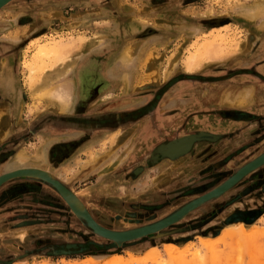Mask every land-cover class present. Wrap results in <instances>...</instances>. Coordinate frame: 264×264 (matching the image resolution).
<instances>
[{
	"label": "rangeland",
	"instance_id": "1",
	"mask_svg": "<svg viewBox=\"0 0 264 264\" xmlns=\"http://www.w3.org/2000/svg\"><path fill=\"white\" fill-rule=\"evenodd\" d=\"M140 1L110 0L102 9L105 15L98 16L96 5L88 7L87 0H24L0 14L5 23L0 27V175L17 168L49 173L81 199L99 226L112 232L170 217L264 153V14L252 21L236 16L239 5L254 6L260 0H143L139 7ZM138 9L143 11L139 15ZM135 15L144 22L137 23L136 16L134 26L129 24ZM214 15L227 23L197 36L194 30ZM76 21L91 30L87 37L92 39L94 27L95 34L106 29V35H113L102 38L109 47L76 48L67 63L41 73L34 83L24 65L40 44L76 35L69 33ZM43 31L53 36L34 38ZM126 32H133L131 38ZM214 40L225 44L222 52L205 54L197 67L189 68L196 48ZM138 42L144 45L133 49L131 44ZM124 54L130 57L122 62L124 81L119 82L112 67ZM83 60L60 78L71 81L73 90L66 112L57 113L32 96L31 86L39 88L47 75ZM6 79L13 85L8 96L2 93ZM246 87L254 94L247 100L237 95L232 103L230 93ZM225 95L230 99L219 101ZM3 105L8 111L1 110ZM201 133L218 138L197 141L178 157L154 158L159 145ZM203 142L210 148L199 153ZM20 152L28 159L12 165ZM40 155L41 160L33 161ZM4 189L0 264H109L117 257L130 264H176L165 253L172 245L184 254L185 264H264V165L168 227L108 248L97 245L114 242L84 225L49 187L19 178ZM240 223L248 239L240 244L223 240L224 232ZM70 244L87 245V250L66 254L62 249ZM153 249L162 254L158 261L151 259Z\"/></svg>",
	"mask_w": 264,
	"mask_h": 264
},
{
	"label": "bare ground",
	"instance_id": "2",
	"mask_svg": "<svg viewBox=\"0 0 264 264\" xmlns=\"http://www.w3.org/2000/svg\"><path fill=\"white\" fill-rule=\"evenodd\" d=\"M24 0H6L5 3H3L1 6H0V14H2V12H5L6 10H9L11 9L13 6H16L17 4H22ZM80 2L83 1V0H79ZM96 1V2H95ZM110 0H87V6L88 7H93L95 6V10H96V13L95 15H98V16H102V15H105L104 12H103V7L105 6L106 7V4L105 2H108ZM95 2V3H93ZM118 2V1H117ZM117 2H115L114 4H116ZM143 0H141L140 2H138V6L140 7L141 4H144L142 3ZM150 2V1H149ZM121 3V1H120ZM120 3H117L121 6ZM242 3V2H241ZM112 4V2L110 3ZM137 4V3H136ZM129 6L132 8L131 5H122L121 7L124 8V9H130ZM21 7V6H20ZM136 7V6H135ZM134 7V8H135ZM112 8V7H111ZM137 8V7H136ZM163 8V7H162ZM165 8V7H164ZM21 9V8H20ZM114 9V8H113ZM211 9V8H210ZM19 10V9H18ZM109 10V9H108ZM117 10V9H116ZM131 10V9H130ZM160 10V9H159ZM163 10V9H162ZM133 11V10H132ZM155 11V10H154ZM211 11V10H210ZM237 13H236V16L243 19V20H254L256 17H260L262 14H264V0H260V1H257L255 2L254 6H241L239 5V7L237 8ZM141 12L140 9L137 10V12L135 14L139 15ZM213 10L209 13H212ZM94 13V12H93ZM124 13V12H123ZM208 13V14H209ZM118 14V13H117ZM17 15V14H16ZM137 15L133 16L132 18V21L129 19L128 20V23L133 25L134 26V17H136ZM211 15V14H209ZM122 16V15H121ZM141 16V15H140ZM139 16V17H140ZM220 16V15H219ZM157 17V16H156ZM155 17V18H156ZM4 17L1 15L0 17V27H1V24L4 23V20L3 19ZM113 18V17H112ZM159 18V17H157ZM90 19V18H89ZM116 20V19H115ZM119 20V19H118ZM145 19L143 18H139L138 19V16H137V23L139 24H142L144 22ZM156 20H159V19H155ZM205 20V19H204ZM228 20H224L223 17H217V16H213L211 17L210 19H207L206 21H203L202 24H200V28H196L194 30V33H196L197 36H201V34L203 35L204 31H211L213 32L214 28L215 27H221L223 25H225L227 23ZM8 22V21H7ZM77 23H74V26H73V30L72 31H69V33H72L74 32V34L76 32L80 34H83L82 36H78V33L76 35H73L72 38H70L68 41H58L56 43H53V44H48V43H43V44H40L37 48V51L34 55V58L33 60L31 61V63H27L26 66L28 70H30L31 72V79L34 83H38L40 81V77H41V73L45 72L46 70H50L52 68H55V66L57 64H65L67 63L68 59L71 57V54L72 52H74V50L76 48H82V50L85 49V51L87 49H90V50H95V49H101L104 47L105 43H103L102 41V38H104L103 36L107 34V32L105 30H101L100 32L96 33L93 31V37L94 39L90 38V37H87L88 35V27L82 25L80 22L76 21ZM106 22V21H105ZM10 23V22H9ZM97 23V22H96ZM113 24V23H112ZM120 24V23H119ZM162 25V23H161ZM10 26V25H9ZM182 26V25H181ZM5 27V23H4V26ZM75 27V28H74ZM98 27V26H97ZM123 27V26H122ZM131 27V26H130ZM164 27V26H163ZM8 28V27H7ZM91 28V27H90ZM92 29V28H91ZM136 28L133 29V32H135ZM82 30V31H81ZM91 31V30H90ZM108 31V30H107ZM127 31H130V29H127ZM219 31V30H218ZM40 32V31H39ZM133 32L128 34L127 32V36L129 38H131L130 36L133 35ZM68 33V32H66ZM53 32H42L40 34H38V36H34V38H39V37H43V38H50L52 37L53 35ZM199 34V35H198ZM115 35V34H114ZM118 36V35H117ZM115 36V37H117ZM7 37V36H6ZM121 37V36H120ZM156 37V36H155ZM208 37V36H207ZM119 38V36L117 37ZM128 38V39H129ZM3 39V38H2ZM12 39H15V37H13ZM89 39V40H88ZM127 39V38H126ZM262 39V38H261ZM260 39V40H261ZM90 40H94V41H90ZM34 42H36V39L33 40ZM32 41V42H33ZM44 41V40H43ZM41 42V41H40ZM39 42V43H40ZM3 43V42H2ZM13 43V42H12ZM230 43V41H229ZM228 43V44H229ZM17 44V43H16ZM130 44V43H129ZM197 44V43H196ZM227 44V45H228ZM8 46L10 44H7ZM27 45V44H26ZM142 42H138V43H132L131 44V47L133 49H138L136 47H142ZM166 47H168L167 44H164ZM126 46V45H125ZM225 44L222 43H218L217 41H206L205 43L201 44L200 46H198L194 52V54H192L188 61V67L191 68V67H197V64L199 63L200 59L202 58L203 55H216V54H219L222 52L223 48H224ZM130 47V46H128ZM130 47V48H131ZM238 47V46H237ZM237 47H235L234 49H236ZM5 48V47H4ZM4 48L2 50H4ZM129 48V49H130ZM194 48V47H193ZM6 49V48H5ZM79 50V49H77ZM237 50V49H236ZM239 50V49H238ZM76 51V50H75ZM88 51V50H87ZM131 51V50H130ZM91 53V51H89ZM96 52V51H95ZM134 52V51H133ZM131 54L135 56V53ZM129 54H124L121 58H119L120 60L119 61H122V62H126V59L125 58H129L130 56H128ZM10 56V55H9ZM79 56V55H78ZM2 58V57H1ZM5 59V58H4ZM3 60V59H2ZM47 61H50V63H48ZM208 61V60H207ZM211 61V60H210ZM86 61H81V63H78V61H74L72 62L70 65H68L65 70H63V72L61 73H54V74H49L47 75L46 77H44L43 79V85L39 88H36V87H32V96L33 97H36L37 99H39L40 101H46L48 103H50L52 106H53V109L57 112V113H64L68 110L70 104H71V100H72V85H71V81H64V80H61L60 81V78L62 76H67L70 72L73 71V68H76L77 64H85ZM131 62H129L130 64ZM117 64V63H116ZM203 64V63H201ZM1 65V64H0ZM98 65V64H97ZM1 67V66H0ZM199 68V67H198ZM9 69V68H8ZM171 69V68H170ZM7 70V69H6ZM189 71V70H188ZM191 71V70H190ZM1 74V73H0ZM166 74V72H165ZM264 74V73H263ZM93 75V74H92ZM95 75V74H94ZM88 76V75H87ZM7 77V76H6ZM30 77V75H29ZM8 78V77H7ZM59 80V82H57ZM56 82V83H55ZM96 82V81H95ZM94 82V83H95ZM100 82V81H99ZM251 84V83H250ZM261 84V83H260ZM35 85V84H33ZM3 86V85H2ZM252 87V86H251ZM30 88V89H31ZM1 89V88H0ZM4 89V87H3ZM13 90V85H12V82L10 81V79H6V84H5V92H2V93H5L6 96H8V94L10 93V91ZM254 94V91L252 88L250 87H246V88H243L241 89L240 91H238L237 93L233 92V93H230V96L232 95L233 98L231 100V102L233 103L235 98L237 99L238 97H241L243 99H249L251 97V94ZM235 94V95H234ZM238 97H235L237 96ZM264 95V94H263ZM253 96V95H252ZM4 98V95L1 96ZM230 98H229V95H225V97L222 98V100L220 99L219 101H228ZM4 101L7 99L4 98L3 99ZM37 100V102L39 101ZM245 100V101H246ZM3 101V102H4ZM224 101V102H225ZM200 102V101H199ZM1 104H4V103H1ZM8 108L9 106L7 107L6 105H3L1 106V110H4V111H8ZM8 113V112H7ZM92 122V121H91ZM195 139V136H185L184 138H181V139H178V140H175L173 142H170L167 146L165 147H162V148H159V153L161 154H165V155H169V156H175V155H179V154H182V153H185L187 150L190 149L191 145H192V142L193 140ZM259 151V150H257ZM46 152V151H45ZM41 153V152H40ZM37 154V153H36ZM42 154V153H41ZM35 156V155H34ZM36 157V156H35ZM28 158L23 154L21 153L14 161L13 163H11L12 165H16V166H20L22 163H24ZM246 159V158H245ZM31 160V159H30ZM38 160V157L37 159L34 158L33 161H36ZM41 160V159H40ZM11 167V166H10ZM12 168V167H11ZM7 169V168H6ZM10 169V168H9ZM20 170L17 169H14V170H11V171H8L6 172L3 176L4 179H11L12 177L16 176V175H20V173H26L27 172H24V170L21 169L22 172H19ZM236 171H237V168H236ZM233 172V171H232ZM251 173V172H250ZM171 174V173H170ZM29 175V174H28ZM231 176V175H230ZM217 188V187H216ZM231 189V188H230ZM9 191V190H8ZM7 192V187L4 189V192L3 194H6ZM72 192V191H71ZM73 193V192H72ZM74 194V193H73ZM75 195V194H74ZM76 198L81 201L80 198H78L76 196ZM198 199V198H197ZM71 201V200H70ZM78 201H76V199H74V197H72V201L71 203L72 204H75L77 203ZM123 220V219H122ZM122 220L119 219V226L125 228L124 226V223H122ZM127 223L129 222V220L127 219L126 220ZM125 222V221H124ZM133 223V222H132ZM136 224V223H135ZM124 225V226H122ZM132 225V224H131ZM130 225V226H131ZM142 228V227H141ZM127 231V230H126ZM248 234L246 232V229H245V226L240 223L239 224V227H237L236 229L233 228L232 230H227L226 232H224L223 234V240H227V239H235L236 242H239V244L241 242H243V240L245 239H248ZM205 241V240H204ZM253 246V245H252ZM254 247V246H253ZM154 252L152 253L151 255V259H154L156 261H158V259L161 258V253L159 251H156V249H153ZM166 255H168L169 257H173L175 258L174 261L176 264H185V261H184V254L180 253L178 251V247L175 246V245H172V246H167V249H166ZM181 256H178L180 255ZM176 255V257L174 256ZM150 258V257H149ZM215 258V257H214ZM213 258V259H214ZM13 261V260H12ZM217 262V260H215ZM223 261V260H222ZM235 261V259H234ZM229 262V261H227ZM109 264H130L129 262H126L124 260H122L120 257H117V260H114V261H111ZM229 264V263H228ZM232 264V263H231Z\"/></svg>",
	"mask_w": 264,
	"mask_h": 264
},
{
	"label": "water",
	"instance_id": "3",
	"mask_svg": "<svg viewBox=\"0 0 264 264\" xmlns=\"http://www.w3.org/2000/svg\"><path fill=\"white\" fill-rule=\"evenodd\" d=\"M5 1L6 0H0V6L3 3H5ZM192 136H195V139L193 140L190 149L187 150L185 153L179 154L177 156H169V155H165L162 153L160 154L159 148L162 145L161 144L154 150V152H153L154 158L159 160V159H166V158L171 159L174 157H178L180 155L188 153L197 141H201L204 139H207L209 141H214L215 139L218 138L217 136L209 135L206 133H201L199 135H192ZM262 165H264V153L261 154L259 157L255 158L253 161H250L249 163L243 165L237 171H235V173L233 175H231V177L229 179H227L225 181V183L220 185L218 188H216V189L212 190L211 192L207 193L206 195L196 199L190 205L184 207L183 209L174 213L170 217H168V218H166V219H164V220H162V221H160L154 225L147 226V227L140 228V229H136V230L129 231V232H112V231L106 230V229L102 228L101 226H99L93 220V218L90 217L85 212L82 202L76 198V196L71 192V190L68 186L64 185L63 183H61L57 179L50 176L49 173L44 172V171L39 170V169H22V170H24V172H27V174L26 173H24V174L20 173V175H16V176L12 177L11 179L10 178L4 179L3 175L5 173L0 175V192L4 191L3 189L8 182H11V181H13L15 179H19V178H25L27 180H32V181L38 182L42 185H45L46 187H49L50 189H52L54 192H56L59 196H61L66 201L70 210H72L80 218L84 219V221H83L84 225H86L88 228H90L92 231H94L98 235L114 242L112 245H109V246L97 245L99 247L108 248V247L115 246V245H118V244H121L124 242L132 241V240H135V239H138L141 237L148 236L150 234H153V233L160 231L161 229L168 227L169 225L175 223L182 216H184L187 212L191 211L192 209L199 206L200 204L205 203L209 200H212V199L222 195L224 192H226L227 190L232 188L234 185H236V183H238L243 177H245L247 174H249L250 172L254 171L255 169H257L258 167H260ZM18 170H20L19 172H22L21 169H18ZM1 190H3V191H1ZM72 197H74V199H76V201H78V202L75 204H72L71 203ZM86 246L87 245H83V244H79V245L70 244V245L65 246L62 250H64V249L67 250V252H65L66 254H72V253H74L73 251H86L87 250Z\"/></svg>",
	"mask_w": 264,
	"mask_h": 264
},
{
	"label": "crops",
	"instance_id": "4",
	"mask_svg": "<svg viewBox=\"0 0 264 264\" xmlns=\"http://www.w3.org/2000/svg\"><path fill=\"white\" fill-rule=\"evenodd\" d=\"M102 22H104V21H102ZM99 23H101V22H97V23H95V24H99ZM96 28L94 27L93 28V31L95 30ZM104 38H113V35H110V36H108V35H104L103 36ZM103 43H105V45H107V47L106 48H108L109 46H108V43H110L108 40L107 41H104ZM105 45H104V47L103 48H105ZM103 48H101L100 50H102ZM95 50H99V49H95ZM124 63H122V61H119L117 64H115L113 67H112V70H114V74H113V76L114 77H116L117 78V80L119 81V82H122V81H124V72H123V74H122V70H124L125 68H123L122 67V65H123ZM120 84V83H119ZM122 84H124L125 86L127 85V84H125L124 82L122 83ZM221 126V125H220ZM218 128H220V127H218ZM184 138V137H183ZM181 139V138H180ZM204 143V142H203ZM200 143V144H198V151H200L199 153H201V152H203V151H206V150H208L210 147H206L207 145H206V143ZM203 144V145H202ZM213 146V145H212ZM212 148V147H211ZM212 150H214V148H212ZM21 154V152L20 153H18L17 154V156H16V158L19 156ZM26 157H27V155L25 154V153H23ZM175 156H177V155H175ZM40 157H41V155L39 156V159L38 160H40ZM28 158V157H27ZM37 161V160H36Z\"/></svg>",
	"mask_w": 264,
	"mask_h": 264
},
{
	"label": "flooded vegetation",
	"instance_id": "5",
	"mask_svg": "<svg viewBox=\"0 0 264 264\" xmlns=\"http://www.w3.org/2000/svg\"><path fill=\"white\" fill-rule=\"evenodd\" d=\"M9 57H8V64H9V66H11V67H14L13 65H14V63L13 62H9ZM0 92H1V90H0ZM1 100V99H0Z\"/></svg>",
	"mask_w": 264,
	"mask_h": 264
}]
</instances>
